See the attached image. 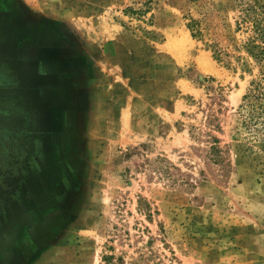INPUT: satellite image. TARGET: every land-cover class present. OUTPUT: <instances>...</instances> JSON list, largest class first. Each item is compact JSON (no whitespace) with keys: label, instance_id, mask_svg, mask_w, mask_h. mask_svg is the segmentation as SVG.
<instances>
[{"label":"rangeland","instance_id":"obj_1","mask_svg":"<svg viewBox=\"0 0 264 264\" xmlns=\"http://www.w3.org/2000/svg\"><path fill=\"white\" fill-rule=\"evenodd\" d=\"M251 10L0 0V264H264Z\"/></svg>","mask_w":264,"mask_h":264},{"label":"trees","instance_id":"obj_2","mask_svg":"<svg viewBox=\"0 0 264 264\" xmlns=\"http://www.w3.org/2000/svg\"><path fill=\"white\" fill-rule=\"evenodd\" d=\"M251 11L253 14L247 11L246 16L251 22V30L253 33L245 41L244 46L245 50L250 53L253 58L261 61L264 60V23L260 20V17L256 15L254 10ZM196 25L197 21L195 19H190L187 23V27L192 36H199L201 34ZM250 85L249 92L243 95V100L247 97H251L254 90L258 89L260 80H252Z\"/></svg>","mask_w":264,"mask_h":264}]
</instances>
